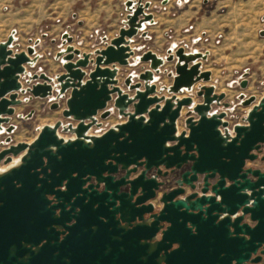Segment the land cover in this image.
<instances>
[{"label": "water", "instance_id": "obj_1", "mask_svg": "<svg viewBox=\"0 0 264 264\" xmlns=\"http://www.w3.org/2000/svg\"><path fill=\"white\" fill-rule=\"evenodd\" d=\"M124 5V26L94 56L74 47L67 32L62 34L65 47L55 58L63 72L54 77L27 72L26 66L39 58V40L15 52L12 30L0 42V133L14 131L10 121L24 94L54 99L51 109L65 99L63 117L77 122L45 124L30 143L0 151V159L7 156L5 163L21 155L0 172V264H261L264 96L254 103L255 96L241 94L242 105L252 107L245 123L229 128L226 112L211 110L214 103L229 106L214 86L199 87L200 102L178 96L211 78L209 70L201 69L208 51H185L182 46L169 49L166 57L151 50L140 55L149 68L136 81L129 74L125 91L118 67L130 63L132 38L154 18L147 11L149 1L126 0ZM166 61H174L173 82L158 89L155 75ZM163 89L169 96L159 95ZM109 103L125 120L99 135L90 134L92 127L101 126L99 119L110 115ZM184 107L189 110L179 131ZM59 128L73 137L65 139ZM257 159L263 162L261 168L246 166ZM152 169L155 174L148 176ZM119 171L124 174L114 179ZM40 173L43 177L37 178ZM172 173L178 176L176 187L157 196L167 183L159 177ZM91 177L98 184L83 188ZM63 181L66 189L59 191L55 187ZM100 183L104 190L98 195L94 187ZM187 187L193 192L187 193ZM46 194H54L58 203L47 207ZM155 198L157 203L152 202ZM64 202L71 204L69 209ZM74 207L78 210L70 216ZM136 219L140 221L130 229L115 228L120 221ZM62 227L68 232L60 239L56 228Z\"/></svg>", "mask_w": 264, "mask_h": 264}, {"label": "rangeland", "instance_id": "obj_2", "mask_svg": "<svg viewBox=\"0 0 264 264\" xmlns=\"http://www.w3.org/2000/svg\"><path fill=\"white\" fill-rule=\"evenodd\" d=\"M124 1L126 0H103L105 5L102 7L93 0L90 13L94 21L89 24V20L85 21L84 13L80 12L79 21L88 22V25H83L71 16V12L76 10L71 11L68 7L67 11L65 3L55 7V0H0V42L6 40L12 30H15V52L26 50L39 40L36 45L39 58L34 65L26 66L27 72H45L54 77L63 71L61 60L55 58L56 53L65 47L62 32L72 36L74 47L94 56L95 49L104 45V41H109V36L116 34L119 26H124V14L127 13ZM144 1L150 2L147 11L153 14L154 23H147L132 38L134 55L127 66L118 67L119 84L127 90L124 79L132 74L136 81L139 73L149 68L148 62L138 59L148 50L161 57H166L169 49L174 51L181 46L185 51H208L201 69L211 72L210 80H201L190 91L185 90L178 96H191L195 103L200 102L202 98L197 95L199 87L212 85L216 93L225 94L222 101L228 102L229 106L214 103L211 110L225 111L229 128L236 123H245L243 118L252 104L242 105L239 96H255L254 103L264 96V0ZM217 3L225 4V7L215 12ZM43 33L46 35L43 36ZM173 73L174 61H166L155 75L157 88L171 85ZM26 79L27 75L21 78L23 86H27ZM243 80H246L245 87L240 86ZM159 95L169 96V93L163 89ZM20 96L24 101L15 107V114L10 121V124L15 125L13 133L9 134L14 143L33 140L40 127L45 124H54L58 120H62L64 124L67 122L62 115L65 99H59V108L51 109V98H29L28 94ZM107 109L110 116L102 120L100 127L92 128L91 132L101 133L125 120L118 114L113 103H109ZM30 110H33L31 117L18 118V115L28 114ZM188 110L189 108L184 107L181 111L177 123L179 131L185 128L184 118ZM3 137L1 135L0 140ZM247 165L261 168L263 162L258 159L248 161ZM167 184L173 185V178H169Z\"/></svg>", "mask_w": 264, "mask_h": 264}, {"label": "flooded vegetation", "instance_id": "obj_3", "mask_svg": "<svg viewBox=\"0 0 264 264\" xmlns=\"http://www.w3.org/2000/svg\"><path fill=\"white\" fill-rule=\"evenodd\" d=\"M63 41V40H62ZM63 72V71H62ZM62 72H60V73H62ZM125 91H128V90H125ZM130 92V94H132V91H129ZM54 102V99H51V103H53ZM51 105V104H50ZM59 108V107H58ZM116 109V108H115ZM32 112V110H30V112H28V114H25V115H22L21 117L18 115V118L19 119H26V118H29V117H31L32 115H33V112H32V115L31 116H29V117H26L27 115H29L30 113ZM110 116V115H109ZM109 116H107L106 118H108ZM105 118V119H106ZM102 120H104V119H100L99 120V122L102 124ZM66 123L65 124H68V123H72L73 125H75V124H77V122L76 121H74V120H72V119H66ZM64 124V123H63ZM95 127V126H94ZM94 127H92V128H94ZM92 128H91V130H92ZM91 130L89 131V133L90 134H93V135H99V134H101V133H98V134H96V133H93V132H91ZM58 132H59V134L61 135V136H63L65 139H68V138H72L73 137V135L71 134V133H69V132H62L61 131V128H59V130H58ZM13 133V132H12ZM11 134V133H10ZM38 134V133H37ZM1 135H4V137H3V140H0V151H2V150H4L5 148H8L11 144H17L18 142H16V143H14L12 140H10V141H7V138H9L10 136H9V133H7V132H5V131H3V132H1L0 133V136ZM37 136V135H36ZM10 139H11V137H10ZM32 141V140H31ZM31 141H19V142H26V143H30ZM264 154V144L261 146V150H260V152H259V155H263ZM20 156L21 155H18V156H16V157H14V156H11V160L10 161H8L7 163H5V159L7 158V156H5V157H3L2 159H0V172H3L4 170H6L9 166H11V165H13V164H15L16 162H18V160H19V158H20ZM258 160V159H257ZM257 160H255V161H257ZM246 166H248L247 164H246ZM250 166V165H249ZM254 168H260V167H257V166H253ZM39 170V169H38ZM142 170V168L141 167H139L138 168V171H141ZM176 173V172H175ZM175 173H172V174H169V175H167L166 177H159V180H161V181H168V179L169 178H173V180L176 178V177H178ZM124 174V172L123 171H119L116 175H115V178L114 179H116V178H118L119 176H121V175H123ZM153 174H155V169H152V170H150L148 173H147V175L148 176H152ZM136 174H131L130 176L132 177V176H135ZM37 178H42L43 177V173H40V174H38L37 176H36ZM84 178V177H83ZM200 182V181H199ZM214 182V180L212 181V183ZM88 184H98L97 183V181L95 180V178L94 177H91V179L90 180H88L84 185H83V188H85V187H87V185ZM197 184H199V183H197ZM228 184V183H227ZM20 184H17L16 186H19ZM37 186H39V183L37 184ZM176 187V185H175V183L173 184V185H171V186H168L167 185V183L164 185V186H162V187H160L157 191H156V193H157V196H159L164 190H171V189H173V188H175ZM56 189H58L59 188V191H63V190H65L66 189V187H65V181H63V184L62 185H60V186H56L55 187ZM94 189L95 190H97L96 192H95V194H100L101 192H103V190H104V186H103V184L102 183H100L99 184V186L97 187V186H95L94 187ZM121 190H124V188H122ZM186 192L187 193H191V192H193V190H191V189H189V187H187V189H186ZM46 199L47 200H49V202H48V204H47V207H51L52 205H55V204H57L58 203V200L55 198V196H54V194H46ZM152 202H154V203H157L158 202V200H157V198H155V199H153L152 200ZM0 205H1V203H0ZM37 205V204H36ZM64 205H65V208L64 209H69L70 208V206H71V204L69 203V202H64ZM34 209V208H33ZM78 210V208L77 207H74V210H72V212H70L69 213V215L70 216H72V214H74V212L75 211H77ZM57 212V211H56ZM32 213H34V210H32ZM148 216L149 215H144V218L145 219H147L146 221L147 222H150L151 221V219H149V221H148ZM116 217V219H119V217H118V215H116L115 216ZM140 220H138V219H136V220H134V221H131V222H126V221H120V223H116V229L117 230H120V227H122L123 228V230H127V229H130V228H132L136 223H138ZM74 222V220H72V221H70L69 223H67L68 225L69 224H72ZM31 223H34V220L32 219L31 220ZM54 226V225H53ZM56 230L57 231H59V232H61L60 234H59V238L60 239H62L63 238V236H64V234L65 233H67L68 232V230H66L65 231V228L64 227H62V228H56ZM111 230V229H110ZM65 231V233H62V232H64ZM113 237L114 238H118V235L117 234H114L113 235ZM45 241V240H44ZM44 241H42V242H44ZM26 246H30V244H27ZM174 247H175V245H174ZM33 249H35V246H33L32 247ZM143 258V257H142ZM261 264H264V257H263V260L261 261Z\"/></svg>", "mask_w": 264, "mask_h": 264}, {"label": "crops", "instance_id": "obj_4", "mask_svg": "<svg viewBox=\"0 0 264 264\" xmlns=\"http://www.w3.org/2000/svg\"><path fill=\"white\" fill-rule=\"evenodd\" d=\"M92 1L93 0H55V3H53L54 5H55V7L56 6H58L59 4H61V3H65L66 5H67V8L69 7L70 9H71V11H74V10H76V12H71L72 14H71V16H73V18L75 19V20H78V22H79V24H83V25H88V22H81V21H79V18H80V12H83L84 14V16H85V21H88L89 20V24L90 23H92L93 21H94V19H93V17H92V15H91V13H90V10L92 9L91 8V3H92ZM228 1H232V0H228ZM125 2V1H124ZM96 3L97 4H101L102 5V7H103V5H105L104 3H103V0H96ZM212 3H214V2H212ZM216 4V3H215ZM215 4H214V6H215ZM78 5H80L79 7H78ZM225 7V4H221V3H217V5L215 6V12H217V11H221L223 8ZM66 8V10L68 11L69 10V8L67 9ZM54 9H56V8H54ZM59 9H60V7H59ZM98 9V8H97ZM97 9H95V10H97ZM100 9H102V8H99V10ZM55 11V10H54ZM90 14H89V13ZM127 13H125L124 15H126ZM57 17V16H56ZM71 24V23H70ZM121 27L119 26L118 27V30H116L117 31V33L116 34H113V35H111V36H109V39L108 40H110L111 38H113V37H115L117 34H118V31H119V29H120ZM64 32H62V34H63ZM46 35V33H43V36H45ZM102 38H104V36L102 35ZM107 42L108 41H104V45H102V46H100V47H97V48H104L105 46H106V44H107ZM96 48V49H97ZM35 49H36V46H35ZM95 49V50H96ZM37 53V52H36ZM20 97H22V96H20Z\"/></svg>", "mask_w": 264, "mask_h": 264}]
</instances>
